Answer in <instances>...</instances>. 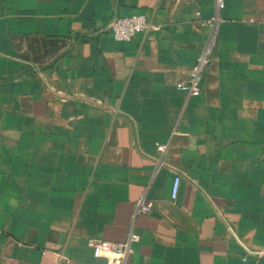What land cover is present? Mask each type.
<instances>
[{
  "label": "crops",
  "instance_id": "1",
  "mask_svg": "<svg viewBox=\"0 0 264 264\" xmlns=\"http://www.w3.org/2000/svg\"><path fill=\"white\" fill-rule=\"evenodd\" d=\"M130 231L124 264H264V0H0V264H108L87 240Z\"/></svg>",
  "mask_w": 264,
  "mask_h": 264
},
{
  "label": "built area",
  "instance_id": "2",
  "mask_svg": "<svg viewBox=\"0 0 264 264\" xmlns=\"http://www.w3.org/2000/svg\"><path fill=\"white\" fill-rule=\"evenodd\" d=\"M218 8L224 7L225 0H215ZM216 18L207 20L204 25L214 26ZM148 26V19L145 14H135L127 16L113 17L109 24V30L114 41H129L137 33L143 31ZM213 36L207 41L203 49L197 55L188 78L177 83V88L187 96H197L201 92L203 74L212 59ZM165 146H158V150L163 151ZM179 178H175L171 196L174 199L177 195ZM152 203L140 198L137 201V212L147 213L151 210ZM139 240L138 234L130 231L126 239L122 242L109 241L103 239L89 238L87 246L91 249L93 256L106 258L108 264H124L126 258L131 254V245Z\"/></svg>",
  "mask_w": 264,
  "mask_h": 264
}]
</instances>
